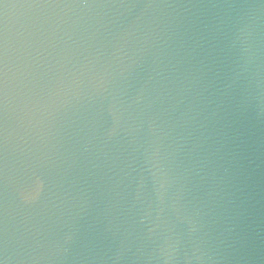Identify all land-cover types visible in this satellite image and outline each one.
Here are the masks:
<instances>
[{
    "label": "water",
    "instance_id": "1",
    "mask_svg": "<svg viewBox=\"0 0 264 264\" xmlns=\"http://www.w3.org/2000/svg\"><path fill=\"white\" fill-rule=\"evenodd\" d=\"M3 264H264V0H0Z\"/></svg>",
    "mask_w": 264,
    "mask_h": 264
},
{
    "label": "snow or ice",
    "instance_id": "2",
    "mask_svg": "<svg viewBox=\"0 0 264 264\" xmlns=\"http://www.w3.org/2000/svg\"><path fill=\"white\" fill-rule=\"evenodd\" d=\"M0 264H3V262H2V261H0Z\"/></svg>",
    "mask_w": 264,
    "mask_h": 264
}]
</instances>
